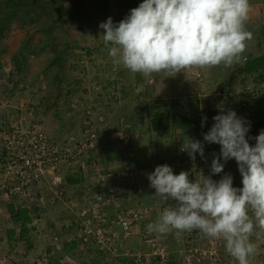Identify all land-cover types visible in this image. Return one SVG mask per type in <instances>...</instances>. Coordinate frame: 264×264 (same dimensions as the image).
Here are the masks:
<instances>
[{"label":"rangeland","instance_id":"374dc122","mask_svg":"<svg viewBox=\"0 0 264 264\" xmlns=\"http://www.w3.org/2000/svg\"><path fill=\"white\" fill-rule=\"evenodd\" d=\"M142 2L0 0V119L19 108L32 110L52 137L78 133L83 126L92 125L97 136L94 156L102 171L112 173L115 192L122 191L123 207L140 199L144 191H153L147 180L157 161L178 158L180 171L190 164L185 159L189 154L182 153L188 139L200 141L210 159L220 156L183 126L154 130L151 115L156 105L169 116H188L190 126L200 125L205 133L215 123V116L235 111L250 124L246 137L250 146H255L254 137L264 131V0H250L246 28L253 39L243 53L246 61L231 67L193 68L175 76H144L113 64L111 45H105L100 24L111 17L117 25ZM21 42H26L23 48ZM117 131L130 137L128 144L119 143ZM232 161L221 157L224 169L213 174L207 157V177L229 174L233 186L239 188L241 173L231 168ZM95 182L79 174L68 175L67 195L43 210L42 225H32L26 209L21 210L29 220L22 223L0 216V264H64V256L73 258L70 252L75 244L69 236L76 239L78 227L71 220L74 213L63 215L67 208L62 201L75 199L81 209L86 191L93 190ZM104 184L97 188L104 190ZM52 235L58 239L53 241ZM252 243L257 255H263L264 232L259 238L254 235ZM84 259L78 263L85 264Z\"/></svg>","mask_w":264,"mask_h":264},{"label":"clouds","instance_id":"9594fccd","mask_svg":"<svg viewBox=\"0 0 264 264\" xmlns=\"http://www.w3.org/2000/svg\"><path fill=\"white\" fill-rule=\"evenodd\" d=\"M250 7V0H143L118 25L109 17L100 28L105 45H111L114 65L144 76H175L193 68L231 67L246 61L243 53L253 39L246 28ZM213 119L204 140L221 148L211 171H223L221 157L225 162L234 159L243 187H234L229 174L218 182L200 174L193 182L188 172L176 175L166 164L157 166L148 175L154 197L172 200L174 206L165 208L147 229L175 230L177 235L198 231L214 240L223 239L238 264H250L258 252L251 238L264 232V131L250 146L246 138L250 124L235 111ZM184 148L192 160L197 152L204 155L198 140L188 139Z\"/></svg>","mask_w":264,"mask_h":264},{"label":"built area","instance_id":"2783aa9c","mask_svg":"<svg viewBox=\"0 0 264 264\" xmlns=\"http://www.w3.org/2000/svg\"><path fill=\"white\" fill-rule=\"evenodd\" d=\"M116 138L126 145L130 137L117 131ZM96 139V131L90 124L78 133L52 137L32 110L19 108L10 117L0 119V216L15 218L21 209H26L31 215V224L42 225L43 210L65 196L67 176L79 174L96 181L94 189L86 191L83 207L71 216L78 227L75 241L81 251L94 250L112 264H120L122 260L130 264H238L226 251L223 239L214 240L198 231L179 235L175 230L149 232L147 226L155 222L165 208L173 207L174 202L164 200L155 206H147L134 199L123 207L122 191L115 192L112 173L102 171L94 156ZM210 156L205 150L203 157L196 156L198 160L186 156L190 164L181 171L188 172L189 180L193 182L201 178L200 174L207 177V165H201V162L207 163L208 157L211 167L213 159ZM231 163L233 170L238 169L236 161ZM165 164L174 174L181 172L178 158L165 163L157 161L151 170L154 172L157 166ZM222 178L211 177L217 182ZM147 182L151 188L150 181ZM99 183H105L104 190L97 188ZM242 187L240 183L239 188ZM152 190L155 194V189ZM67 220L65 218V222ZM136 236L138 246L133 242ZM51 238L56 241L58 236ZM62 261L64 264L78 263L70 256H64ZM250 264H264V254H256Z\"/></svg>","mask_w":264,"mask_h":264},{"label":"trees","instance_id":"16d2710c","mask_svg":"<svg viewBox=\"0 0 264 264\" xmlns=\"http://www.w3.org/2000/svg\"><path fill=\"white\" fill-rule=\"evenodd\" d=\"M18 5L19 4H17V6ZM15 11H13L12 14ZM121 20H123V19H120L118 21V23ZM118 23H117V25H118ZM19 44H20V48H23L25 46L26 42H21ZM200 77L201 76H199V75L197 76V78H200ZM188 118H189L188 116H185V115H177V114H174V115L169 116L168 115V112L166 110H164L160 106H157L156 105L154 107L153 113L151 115V123L153 125V129L156 130V131H164V130H167L170 126H174V125H178L179 127H182L183 126V127H185L186 131H188L190 133V135H192V137H195V138L204 140L203 134L205 133V131L200 127V125H196V127L194 125L193 126H190V124H189L190 119H188ZM194 118H195V116H194ZM196 120H197V123L199 124L198 111H197V114H196ZM206 146H207V148H214L215 151H213V153L214 152L215 153L216 152H220L219 150H220L221 147H220L219 144H216V143H211L210 144V143L207 142V145ZM196 159L198 160V158H196ZM205 164L207 165L206 162H201V165H204L205 166ZM236 170H234V171H236ZM71 181H73V180H71ZM15 220L18 223H22L25 220H29V219L26 216L25 211L24 210H21V211L18 212L17 216L15 217ZM87 251L89 252V251H94V250L88 249ZM84 258H86V260L84 259L85 260V264H95L96 263V262L94 263V261L91 260V259H89L87 261V258L88 257H84ZM100 259L104 261L103 258H100ZM154 264H157V263H154Z\"/></svg>","mask_w":264,"mask_h":264},{"label":"crops","instance_id":"0c3cea01","mask_svg":"<svg viewBox=\"0 0 264 264\" xmlns=\"http://www.w3.org/2000/svg\"><path fill=\"white\" fill-rule=\"evenodd\" d=\"M6 37H8V36H6ZM196 156H198V157L200 156L199 152L196 153ZM66 191H67V188H66ZM66 195H67V192H66ZM139 201H141L144 205H147V206H155L156 204L159 203V199L155 198L154 197V193L150 192L149 190H148V192L144 191L143 193H141V198L139 199ZM62 202L67 208L66 212L63 214L64 216L71 215L73 213L75 214L80 209L79 207H76V203H78V202H77V200L75 201V199H72V200L69 199L68 203H67L66 199L64 201H62ZM129 203H128V205H129ZM108 214L111 215L110 212ZM69 237H70L69 240L73 239L74 242H75L74 243L75 244V249L72 250V252H70V254L73 256V258L76 259L78 257V254H79V257H78L79 261L81 259H83L84 257H88L87 261L89 260V258L93 257L95 259L94 261L96 262V263L94 262L95 264H110V263H107V261L101 260L100 256L95 251H89V252L88 251L87 252L86 251H82V252H79L77 250L78 249V245H77V243L75 241L74 236L72 234H70ZM133 242L135 243L136 246H138V236L135 237ZM80 253H82V254H80ZM120 264H130V263H128L126 260H122V263H120Z\"/></svg>","mask_w":264,"mask_h":264}]
</instances>
